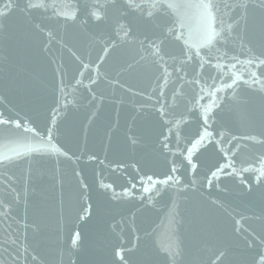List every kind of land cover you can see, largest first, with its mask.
<instances>
[{
    "label": "water",
    "instance_id": "95a60500",
    "mask_svg": "<svg viewBox=\"0 0 264 264\" xmlns=\"http://www.w3.org/2000/svg\"><path fill=\"white\" fill-rule=\"evenodd\" d=\"M27 2L0 31V261L122 264L123 250L127 264H212L220 252L217 264H253L264 252L262 0H212L214 23L209 0Z\"/></svg>",
    "mask_w": 264,
    "mask_h": 264
},
{
    "label": "snow or ice",
    "instance_id": "6c2138e0",
    "mask_svg": "<svg viewBox=\"0 0 264 264\" xmlns=\"http://www.w3.org/2000/svg\"><path fill=\"white\" fill-rule=\"evenodd\" d=\"M14 3L15 0H0V31H3L5 28V24H4V20L5 18L12 13V11L14 10ZM115 3H124V7L131 10V9H139L142 8L141 5H138L136 3V0H114V4ZM262 3H264V0H262ZM150 7L155 8L156 5L152 4L150 5ZM161 7H164V5H161ZM168 8L172 7V4H168L167 5ZM200 7H202L205 12L207 17L213 21V23L215 22V15H214V8L215 5L212 3V0H209L208 3H203L200 5ZM32 8H39V9H45L46 10V4L43 2V0H28L27 4H26V9H32ZM96 11H92L89 13L90 18L94 19L95 21H102L104 20L107 15H108V10L107 7L103 4L97 3V5H95ZM247 9H248V5L244 6V13L242 14H246L247 13ZM60 15H64L66 18L69 19H76V11H72L71 13H60ZM153 15L152 12L148 13V17L151 18V16ZM234 23H238V21H234ZM221 27H223V25H221ZM121 31L124 32V35L127 36L129 35V31L130 30H126L123 27H121ZM172 34L176 35L177 39L181 38V33H177L175 28L172 29ZM220 32H218L214 27L211 29V33L209 36V41H211V39L215 38L216 36H219ZM152 47L156 50L157 55H160V45L156 44L155 42H153ZM189 52H191V49H189ZM193 55L199 57L200 56V51L199 49H197L194 53H192ZM75 55V54H74ZM189 59H191V56H188ZM160 59L163 60V56H160ZM259 63L261 65H264V59L260 60ZM202 66V65H201ZM86 67V66H85ZM167 68L164 69V72L167 73ZM254 75V74H253ZM235 83V81H233ZM0 123H9V121L6 120H2L0 119ZM17 127H20L19 123H17ZM205 134L208 136H211V133L207 132V128H205ZM51 132L49 133V141H51ZM201 139H203V137H201ZM136 141L133 140L132 143H135ZM199 142V141H198ZM165 147H167V144H165ZM192 150L188 149V153H187V158H188V163L191 165V167L193 169H195L196 165L195 163H192L191 157H192ZM65 155H67L65 153ZM259 171V174L261 177H264V159H261L259 161V168L257 169ZM177 168L173 167L172 168V172H176ZM212 175L215 177L217 175L216 172H213ZM149 180H151V177L148 178ZM179 176L177 177H173V176H168L167 179L165 181H163V183H167L168 181H173L174 183H179ZM104 187H109V186H104ZM147 191V189H145ZM7 208L8 206L6 204H4L3 201H0V216H5L7 215ZM91 208V205H88L86 207L83 208V212L84 214L87 216L90 214L89 210ZM80 241V233L76 232L74 234V236L72 237L71 243L73 246L77 245V243ZM15 241H13L14 243ZM264 243V242H262ZM121 252H118L117 255L120 258V261L122 262V264H127V261L125 260L124 255ZM179 252H173L171 253V255L176 256L178 255ZM224 256V252H220L216 257L215 260L212 262V264H217V262ZM252 261L253 264H264V252L262 251H257L256 254L252 257ZM0 264H3L2 261H0Z\"/></svg>",
    "mask_w": 264,
    "mask_h": 264
}]
</instances>
